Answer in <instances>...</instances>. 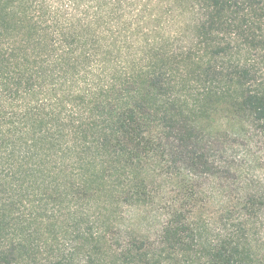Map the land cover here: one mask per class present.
Here are the masks:
<instances>
[{
	"label": "trees",
	"instance_id": "obj_1",
	"mask_svg": "<svg viewBox=\"0 0 264 264\" xmlns=\"http://www.w3.org/2000/svg\"><path fill=\"white\" fill-rule=\"evenodd\" d=\"M0 264H264V0H0Z\"/></svg>",
	"mask_w": 264,
	"mask_h": 264
},
{
	"label": "rangeland",
	"instance_id": "obj_2",
	"mask_svg": "<svg viewBox=\"0 0 264 264\" xmlns=\"http://www.w3.org/2000/svg\"><path fill=\"white\" fill-rule=\"evenodd\" d=\"M243 166L246 168V164ZM170 186L171 185L168 184L167 187L169 188ZM211 211H213V213H216L214 216H216L218 214L216 204L211 205L208 209H205V212H211ZM144 213L145 212L137 211L136 209L135 210L134 209L127 210L124 214L123 225L127 226V227L129 226L131 229L132 228L141 229V227L152 226L154 223L152 221H150L148 217L145 220V218H144L145 214ZM218 218H216L217 219V221H216L217 226H219L220 228H223L224 234L232 235L234 232L232 231L231 227H229L231 224L226 223V221H224V220H223V222H220V220Z\"/></svg>",
	"mask_w": 264,
	"mask_h": 264
}]
</instances>
